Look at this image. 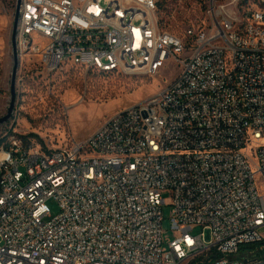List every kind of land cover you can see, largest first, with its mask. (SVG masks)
Listing matches in <instances>:
<instances>
[{
  "label": "built area",
  "instance_id": "1",
  "mask_svg": "<svg viewBox=\"0 0 264 264\" xmlns=\"http://www.w3.org/2000/svg\"><path fill=\"white\" fill-rule=\"evenodd\" d=\"M244 1L180 36L158 0H21L19 54L49 71H179L84 141L0 145V264H264V11Z\"/></svg>",
  "mask_w": 264,
  "mask_h": 264
},
{
  "label": "rangeland",
  "instance_id": "2",
  "mask_svg": "<svg viewBox=\"0 0 264 264\" xmlns=\"http://www.w3.org/2000/svg\"><path fill=\"white\" fill-rule=\"evenodd\" d=\"M264 0H247L238 5L246 11H264ZM233 0H158L162 29L182 36L189 27L211 26L212 8H237ZM17 0H0V117L6 115L11 98L13 69L12 29ZM45 41L35 36V44ZM171 63L156 75L142 72L102 73L73 65L49 71L36 54L20 55L16 81V102L12 117L0 125V141L15 135L42 147H61L75 138L84 141L110 117L160 92L178 74ZM36 135V136H33ZM27 137V139H24ZM264 142V140H263ZM261 190L264 187L260 186ZM163 205L164 238L171 231L170 194ZM53 213L56 205L50 203ZM198 232L200 230H197ZM196 231V232H197Z\"/></svg>",
  "mask_w": 264,
  "mask_h": 264
},
{
  "label": "water",
  "instance_id": "3",
  "mask_svg": "<svg viewBox=\"0 0 264 264\" xmlns=\"http://www.w3.org/2000/svg\"><path fill=\"white\" fill-rule=\"evenodd\" d=\"M21 0H17L16 4V11H15V17H14V24L12 29V37H11V43H12V53H13V69H12V78H11V98H10V104L7 110L6 115L3 117H0V125L7 122L13 115V111L15 108V102H16V81H17V72L20 66V54L18 51V45H17V23L19 19V9H20Z\"/></svg>",
  "mask_w": 264,
  "mask_h": 264
},
{
  "label": "trees",
  "instance_id": "4",
  "mask_svg": "<svg viewBox=\"0 0 264 264\" xmlns=\"http://www.w3.org/2000/svg\"><path fill=\"white\" fill-rule=\"evenodd\" d=\"M247 2V0H245L244 2H242V3H246ZM241 3V4H242ZM248 11H246V10H244V15H246V13H247ZM92 71H94V70H92ZM97 72H99V71H97ZM103 73V72H102ZM33 136H36V135H33ZM24 139H27V137H24ZM26 142V141H25ZM5 142H3L2 143V141H0V145H2V144H4ZM27 143V142H26Z\"/></svg>",
  "mask_w": 264,
  "mask_h": 264
}]
</instances>
